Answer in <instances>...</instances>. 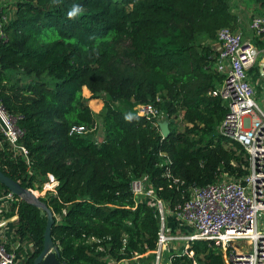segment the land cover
Segmentation results:
<instances>
[{"label": "trees", "instance_id": "16d2710c", "mask_svg": "<svg viewBox=\"0 0 264 264\" xmlns=\"http://www.w3.org/2000/svg\"><path fill=\"white\" fill-rule=\"evenodd\" d=\"M254 1L264 14V0ZM74 6L79 11L69 18ZM238 24L231 0H17L0 41V98L23 115L29 160L2 139L0 168L26 187L41 188L49 173L59 180L40 198L54 211L61 260L114 264L109 255L119 259L157 247V209L134 197L131 181L148 174L172 207L185 199L164 175L160 151L188 183L215 182L223 171L248 172L245 147L218 129L227 106L210 91L223 75L207 67L217 51L198 41ZM255 41L263 45L264 33ZM85 86L104 97L101 141L92 131L70 133L73 124L96 122ZM139 102L183 114L185 128L171 120L163 136L136 112ZM0 189L9 188L0 181ZM12 212L16 235L35 245L27 251L32 264L44 247L47 212L19 195ZM94 237L104 238L106 250ZM154 256L151 251L141 259ZM194 261L227 264L222 250L204 239L171 255L172 264Z\"/></svg>", "mask_w": 264, "mask_h": 264}, {"label": "built area", "instance_id": "2783aa9c", "mask_svg": "<svg viewBox=\"0 0 264 264\" xmlns=\"http://www.w3.org/2000/svg\"><path fill=\"white\" fill-rule=\"evenodd\" d=\"M17 0H0V41L7 37L6 24L13 17ZM237 28L222 26L217 30L215 46L217 51L207 67L223 75L210 91L220 95L227 106V112L220 124L219 132L239 141L246 149L248 172L236 176L223 171L221 176L208 184L188 183L177 175L171 166L172 157L166 151H160L163 160L164 175L170 186L181 189L185 199L174 207L161 197L148 174L135 177L131 181L134 197L145 200L155 206L160 218L157 247L145 253L115 259L114 264H133V259L154 252V263L163 264L164 250L175 246L171 255L183 249L188 252L191 243L197 239L208 240L218 246L227 264H264V107L255 98V94L264 93V44L260 45L255 37L264 33V14L253 13L249 23L239 15ZM157 100H162L160 95ZM138 114L152 119L159 128L160 121L170 122L183 114H171L154 102H139L134 106ZM22 114L10 112L0 98V134L9 141L18 152L29 160V149L21 140L24 129L19 124ZM171 119V120H170ZM98 123L87 125L73 124L70 133L85 134L95 132L97 141L103 140V134L96 133ZM164 136V135H163ZM48 188L55 190L59 180L49 173ZM52 184V185H51ZM186 191L189 196L186 197ZM18 200L10 188L0 189V264H27L29 248L34 243H23L15 233L14 207ZM175 213L189 229L171 230L167 224L169 213ZM101 242L98 249L106 250L104 238L94 237ZM193 255V251L190 252ZM171 255L169 257L171 263ZM194 264H199L194 261Z\"/></svg>", "mask_w": 264, "mask_h": 264}, {"label": "water", "instance_id": "95a60500", "mask_svg": "<svg viewBox=\"0 0 264 264\" xmlns=\"http://www.w3.org/2000/svg\"><path fill=\"white\" fill-rule=\"evenodd\" d=\"M161 130L164 136H167L170 132V126L168 119L160 121ZM0 181L4 183L8 188L13 190L21 198L32 202L47 212V222L44 232V247L42 251L35 257L32 264H70L66 260L60 259L61 248L58 243L55 242L52 235V227L56 221L54 211L52 207L48 205L38 194L34 192L31 187L22 185L18 180L8 175L0 168Z\"/></svg>", "mask_w": 264, "mask_h": 264}, {"label": "rangeland", "instance_id": "374dc122", "mask_svg": "<svg viewBox=\"0 0 264 264\" xmlns=\"http://www.w3.org/2000/svg\"><path fill=\"white\" fill-rule=\"evenodd\" d=\"M231 8L233 11L239 13V15H241V17L243 19H245V23L244 26H246L250 19L251 16L253 15V13H257L258 11H260V6L258 3H256L254 0H231ZM199 43H202L204 45L206 44H212L215 46L216 41L214 39H208L206 37H202L198 39ZM84 94L89 97V103L91 105V107L94 109V111L97 112V116H96V122L98 123V126L96 128V133L99 134H103L102 133V129L100 128V123H101V115H100V111L104 105V97L100 96V97H96L92 95V92L89 88L85 87L83 90ZM255 98L260 102V104L264 107V93L263 94H255ZM171 120V119H170ZM176 123L178 124L179 130H183L185 128L186 125V121L183 119V117H177L176 118ZM49 180V179H48ZM48 181L46 180L43 183V186L41 188H33L34 190H37V193L39 196L41 195H45L46 192L48 191H54V189L52 188H48L50 185H47ZM36 185H38V182L36 183ZM52 185V184H51ZM170 252L167 249L164 250V259H169V255Z\"/></svg>", "mask_w": 264, "mask_h": 264}, {"label": "crops", "instance_id": "0c3cea01", "mask_svg": "<svg viewBox=\"0 0 264 264\" xmlns=\"http://www.w3.org/2000/svg\"><path fill=\"white\" fill-rule=\"evenodd\" d=\"M85 87H87V86H85ZM84 87V88H85ZM88 88V87H87ZM84 90V89H83ZM84 93V92H83ZM85 95V94H84ZM86 96V95H85ZM167 224H168V226L171 228V230H177V229H179V230H182V231H186V230H188L189 229V227H188V225L185 223V222H182V220L181 219H179L178 217H177V215L175 214V213H169L168 214V218H167ZM175 246H170L169 248H168V250H169V252H170V254L169 255H171V253L173 252V251H175ZM170 257V256H169ZM150 260V261H149ZM133 264H153L154 263V259H141V256H140V258L139 259H133L132 261H131ZM169 262H170V259H163V264H169Z\"/></svg>", "mask_w": 264, "mask_h": 264}, {"label": "clouds", "instance_id": "9594fccd", "mask_svg": "<svg viewBox=\"0 0 264 264\" xmlns=\"http://www.w3.org/2000/svg\"><path fill=\"white\" fill-rule=\"evenodd\" d=\"M78 11H79L78 6H74L73 9H72V11H70L68 13L69 18H72V17L76 16V14L78 13Z\"/></svg>", "mask_w": 264, "mask_h": 264}]
</instances>
